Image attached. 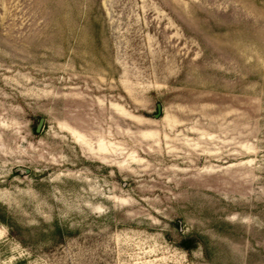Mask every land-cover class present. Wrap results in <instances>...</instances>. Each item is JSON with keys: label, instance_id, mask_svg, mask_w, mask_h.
I'll return each instance as SVG.
<instances>
[{"label": "rangeland", "instance_id": "1", "mask_svg": "<svg viewBox=\"0 0 264 264\" xmlns=\"http://www.w3.org/2000/svg\"><path fill=\"white\" fill-rule=\"evenodd\" d=\"M0 264H264V0H0Z\"/></svg>", "mask_w": 264, "mask_h": 264}, {"label": "water", "instance_id": "2", "mask_svg": "<svg viewBox=\"0 0 264 264\" xmlns=\"http://www.w3.org/2000/svg\"><path fill=\"white\" fill-rule=\"evenodd\" d=\"M160 111H161V110H160V105H158V114H157V115H159ZM41 122H42V119L40 120V123H41ZM25 171L28 172V169H25Z\"/></svg>", "mask_w": 264, "mask_h": 264}]
</instances>
